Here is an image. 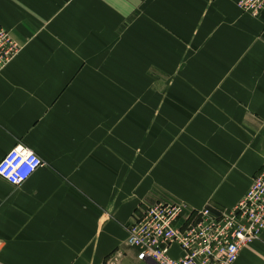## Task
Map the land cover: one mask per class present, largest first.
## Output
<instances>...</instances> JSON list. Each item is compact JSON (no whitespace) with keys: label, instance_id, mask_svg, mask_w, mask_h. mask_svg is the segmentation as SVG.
<instances>
[{"label":"crops","instance_id":"obj_1","mask_svg":"<svg viewBox=\"0 0 264 264\" xmlns=\"http://www.w3.org/2000/svg\"><path fill=\"white\" fill-rule=\"evenodd\" d=\"M238 1L0 0L21 46L0 72V160L43 161L0 178V264H150L124 245L133 214L245 196L264 165V10ZM234 264H264V233Z\"/></svg>","mask_w":264,"mask_h":264},{"label":"built area","instance_id":"obj_2","mask_svg":"<svg viewBox=\"0 0 264 264\" xmlns=\"http://www.w3.org/2000/svg\"><path fill=\"white\" fill-rule=\"evenodd\" d=\"M241 12L257 17L264 0H239ZM21 46L0 24V72L19 54ZM43 161L23 145L0 160V178L13 187L24 184ZM125 247L136 260L150 264H234L242 250L264 233V165L252 178L245 196L231 209L207 204L187 210L180 202L156 204L133 214ZM172 247L181 254L175 259Z\"/></svg>","mask_w":264,"mask_h":264},{"label":"rangeland","instance_id":"obj_3","mask_svg":"<svg viewBox=\"0 0 264 264\" xmlns=\"http://www.w3.org/2000/svg\"><path fill=\"white\" fill-rule=\"evenodd\" d=\"M129 93H131V94H132V92H130V91H128V90H127V96H128V94H129Z\"/></svg>","mask_w":264,"mask_h":264}]
</instances>
